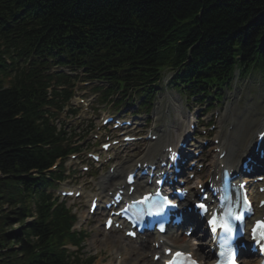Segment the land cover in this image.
Masks as SVG:
<instances>
[{"label": "trees", "instance_id": "trees-1", "mask_svg": "<svg viewBox=\"0 0 264 264\" xmlns=\"http://www.w3.org/2000/svg\"><path fill=\"white\" fill-rule=\"evenodd\" d=\"M262 13L264 0H0V62L10 47L26 54L57 48L65 57L58 62L86 66L121 86L143 85L166 65H182L184 78L225 80L235 65H253L264 75ZM36 78L35 71L24 72L9 87L0 80V173L6 176L0 203L20 204L17 216L37 212L5 234L18 247H6L10 254L0 264H77L62 246L79 237L31 186V171L40 173L58 150L46 147L49 126L30 103L42 88ZM8 222L0 219V233Z\"/></svg>", "mask_w": 264, "mask_h": 264}, {"label": "rangeland", "instance_id": "rangeland-1", "mask_svg": "<svg viewBox=\"0 0 264 264\" xmlns=\"http://www.w3.org/2000/svg\"><path fill=\"white\" fill-rule=\"evenodd\" d=\"M67 71V69H64ZM169 71L165 72V77L163 79V83L160 84L157 88L158 91L156 92L155 98L153 99L154 109L153 112L148 116L151 119V123L149 127L153 124V116L155 113H159L164 120H166V115L169 116L170 119L176 121L178 118H182V115L187 110H194L195 113L200 114L203 110L199 109L198 105L193 103H189L188 97L182 94L177 89L167 86L166 82L169 77ZM75 81L74 92L75 96L71 100L72 109L77 111L78 114L76 116H67L66 114H61V119L65 122L61 121L64 125L66 130L75 128L74 131H79L80 128H85L84 131L81 133H85L86 129L89 128V124L95 126V131H99V127L101 120L98 117V114L103 108H108L107 105L99 104L95 101L96 94L92 91V85H84L79 79H73ZM80 97L85 98L91 107L90 110H87L86 106L82 104L79 99ZM119 97V96H118ZM254 98L255 102H252V108L247 109L241 107L242 105L249 104L251 100ZM262 99L264 101V83L261 77V74L254 70L250 74L246 75L245 77H240L238 74L234 76L232 81L231 87L225 91L224 95V103L222 107H219V111L224 110L223 114L221 112V121L216 122V127L213 130L214 135L222 134L223 131L221 129L222 125L227 126L230 124L232 126V133L235 136H246L250 137L252 135L253 129L257 126L260 121L252 115L255 112H262L264 110V106L262 105L260 108L258 106L257 101ZM128 101V99H126ZM131 103L138 102L135 98L130 100ZM229 117L230 123H226L224 119ZM245 129V131H243ZM214 137V136H213ZM98 139L95 138L94 133L88 135L85 139L83 136H79L77 133H73L72 141L85 148L86 146H91L92 144H96ZM215 145V143L213 144ZM145 147L138 148L139 153H143ZM131 154L127 156H123V160H127L131 157ZM120 155L122 152L120 149L117 151ZM208 154L212 152V150H207ZM86 153L84 150L78 156L77 159H71L67 162V167L70 168L75 174L72 175L69 179L65 182L59 184L55 189L56 194H60L61 190L68 189L70 187L76 188L74 183L75 181H80L83 172L82 167L80 166L79 162L84 160ZM137 159V156L132 157V159ZM115 166V164H114ZM113 167V166H112ZM108 171V169L106 170ZM105 171V172H106ZM6 179L2 173H0V181ZM81 186L77 187L78 189ZM87 189V187H85ZM89 194V190H86L79 198L75 200L78 202V211L80 214L84 213V202H86V198ZM18 210V206L13 204V200L11 202H4L0 203V219H6L11 223V226L2 228V233H0V253L2 259L3 256H8L10 253L7 252V249H10V252H15L18 245L17 242H11L12 239L7 240L9 237H5L6 233L13 231L15 227H18V216L16 211ZM82 217V216H81ZM95 220H87L83 222L84 228L89 232V236L84 242V248L82 250L83 257L89 256H96L94 264H128L136 263L141 264L139 258H129L126 261V249H131V251L135 252L137 250V243L136 242H129L124 240L120 234H113V233H106L102 229V225L98 222L97 217L94 218ZM26 220H29L27 218ZM3 221V220H2ZM8 222V223H9ZM6 240V241H5ZM126 248V249H125ZM6 253V254H5ZM120 257L123 258V261H120Z\"/></svg>", "mask_w": 264, "mask_h": 264}, {"label": "bare ground", "instance_id": "bare-ground-1", "mask_svg": "<svg viewBox=\"0 0 264 264\" xmlns=\"http://www.w3.org/2000/svg\"><path fill=\"white\" fill-rule=\"evenodd\" d=\"M262 14H264V13H262ZM262 17H263V15H261L260 18H262ZM193 69L200 70L201 66L198 64H195ZM243 131H245V129ZM170 133H171V127L169 128V130L166 133H164V135L167 136ZM165 140L170 141V138L165 139ZM165 140H163V141L160 140V143L150 142L145 148L144 155L142 157H140L139 159H137V161L131 162L128 165H126V167L123 170H121V172H119L118 169L115 168L112 173H110V172L106 173L99 182L100 187L103 188L105 185H108L109 186L108 191L115 190L117 186H119L120 184H122L124 182V177H125L126 173L129 171H132L137 166L138 161L142 162V164L144 162L153 164L154 162L160 161V158L165 155L164 150L162 149V146L164 145ZM246 141H247V139L244 140L240 145H239V143L222 142V149H227L228 155L226 156V158L223 161H219V159H218V154L222 151V149L216 155H212L210 158V161L206 167L207 175L210 176V174H212L213 177H215L216 173L218 172V171H215V169L218 168L220 170L219 164L221 162H224L225 166H227L229 169H232L233 171L237 172L236 162H240V161L244 160V158H246L250 155H253L255 145L251 146V142L247 144ZM168 145H170V143H166L164 146H168ZM225 145H228V146H225ZM230 153L233 154L232 160L229 159ZM256 168H260V167H257L255 165L254 170H256ZM114 176H117L118 178L113 181L112 178ZM143 181H146V178H144ZM259 184H262V183H259ZM259 184H257V185H259ZM251 186H254V185L251 184ZM150 187H151L150 185H147V189H150ZM251 191H252V189H251ZM196 192H197L196 187H193L191 189L190 193H196ZM107 194H105L103 196H107ZM188 202H189V199L187 198L184 203H188ZM196 224H198L197 228H199L201 226V222L200 223L198 222ZM164 237L166 239L165 244L167 246H173L175 248H183L186 250H191L192 252H194V255L196 257H198L201 261L205 260V258H208L212 255V253L209 250H204L203 247L194 248L191 241L188 238H186L182 235H179L178 232H173V231L168 232ZM139 245H143L145 247V249H147V250H156L154 247L151 246V244L148 242L147 239L141 238L139 240ZM126 253H128L129 256L134 255L133 251L127 250ZM145 261H146V264H157L153 260L145 259ZM243 263L249 264L248 260H243ZM129 264H133V263L129 262Z\"/></svg>", "mask_w": 264, "mask_h": 264}, {"label": "snow or ice", "instance_id": "snow-or-ice-1", "mask_svg": "<svg viewBox=\"0 0 264 264\" xmlns=\"http://www.w3.org/2000/svg\"><path fill=\"white\" fill-rule=\"evenodd\" d=\"M203 208V205H201ZM213 224V231L216 230V227L219 226L224 229L225 232L231 233L233 230L231 226L224 221H218L215 217L210 222ZM253 238L257 240V243H259L261 240H264V222H258L256 228L253 229ZM177 256H180L182 254L177 253ZM170 264H175V262H170ZM195 264V262H193ZM230 264H234V262L230 261Z\"/></svg>", "mask_w": 264, "mask_h": 264}]
</instances>
